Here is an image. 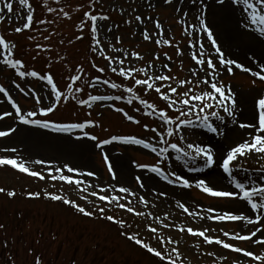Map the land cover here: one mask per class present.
Listing matches in <instances>:
<instances>
[{"label":"rangeland","instance_id":"1","mask_svg":"<svg viewBox=\"0 0 264 264\" xmlns=\"http://www.w3.org/2000/svg\"><path fill=\"white\" fill-rule=\"evenodd\" d=\"M7 2L13 3L14 11L11 14L6 10L0 13V35L4 36L10 44L17 45L13 51L14 58L21 59L28 71L35 70L44 76L52 75L58 89L65 96L68 94L65 93L67 85L71 83L70 76L76 75L75 70L79 67L84 69L81 80L74 85V88L84 89L78 94L79 99H87L90 95H115V92L121 95L122 89L131 84V81L112 73L107 66L108 61L93 50L94 41L91 39L90 28L86 26L84 32L79 31L78 25L84 13L93 9L95 14H104L110 18L107 22H100L103 27L97 36L106 55L120 57V53L110 51L112 47H117L129 53L137 52L144 57L143 61H138L129 56L125 61V68L147 67L151 63L155 64L156 69H160L162 63H167L172 71L168 72L165 69V74L182 80L192 78L190 70L195 66V62L191 59V54L198 50V44L194 48L190 46L197 40H203L209 54H214V49L207 42L206 34L201 36L192 27V25L199 27L198 17L201 15L202 7L199 0L196 4H193L191 0H173L172 6L165 4L163 0H96L94 5L92 0H59V2L29 0L34 10L32 12L34 27L19 34L14 30L26 22L23 17L29 10L22 8L19 0H7ZM213 3L218 4L217 0H204L207 7ZM2 6L0 4V7ZM48 8L57 11L49 12ZM60 8H63L64 12L72 18L67 19L59 11ZM237 10L238 14H234L235 25H238L236 21L242 20L241 12L238 8ZM207 11L208 8L203 15L212 29L213 21H210ZM185 13L188 15L181 23ZM136 15L141 16V21L135 20ZM42 19L49 23L40 24L39 21ZM219 20L217 19L216 22ZM129 21L131 23H128ZM157 22L162 26L160 29L156 28ZM216 22H214L215 28L218 25ZM109 27L112 29L111 32H108ZM212 30L227 58L241 63L252 71L260 70V65H263V61H259L260 57L254 56L255 53L249 57L247 50L226 45L224 34ZM145 31L149 33L151 40L143 39L142 33ZM77 36H84V39L78 40ZM162 38L170 40L172 46L158 45L155 42ZM261 43L264 45V42ZM177 46L184 53L183 56L177 55ZM165 54L170 56L171 60H168ZM157 56L159 60L156 59ZM2 58L3 56H0V59ZM214 62L218 63V61ZM93 63L97 67L105 68V71L97 72L96 67L92 66ZM94 75H101L110 82L121 84V89H111L100 83H97L95 88L91 87L85 81H94L95 79L91 80L95 77ZM140 78H143L142 74ZM221 79L237 94L239 121H251L255 101L264 96V82L234 66L233 74L224 72ZM17 84L20 85L19 88L16 87ZM0 86L5 88L12 101L21 108L22 113L36 111L40 115L41 109H46L49 104L48 94L51 86L47 85L45 80L27 76L22 79L14 70L3 65H0ZM138 91L142 93L143 89ZM38 96L42 98L40 103L36 100ZM145 98L163 107L156 93L152 92ZM112 105L123 108L135 119H140L150 126H156L152 118L144 117L143 113L137 112L133 106L126 108L122 101L98 102L89 108L69 99L68 103L62 100L60 108H57L51 116L36 117V119L57 123L92 122V126L84 129V132L95 135L98 139L97 141L88 140L84 132L79 130L71 134L53 133L50 130L19 124L12 104L6 102L0 93V116H3V119H0V131L10 133L6 137H0V159H16L24 162L31 171L44 176V179H40L21 173L11 166H0V189H3L0 192V264H35L37 258L40 259L41 264H164L127 236L141 239L166 256L170 254L175 264H257L250 258L224 249L220 245H208L202 238L193 237L186 231H179L180 228L188 227L195 231H207L208 235L214 239H221L257 255H264L262 245L253 244L251 241L241 242L230 239V236L237 232L250 235L260 226L246 225L243 221H219L215 218L217 213L245 214L255 218L256 214L250 212L245 202L239 199L212 198L195 187L182 189L160 180L146 169L137 167V165H153L158 162L159 158L148 150L137 146L121 145L116 141L105 145L103 149L95 146L105 139L129 136L145 139L146 142H151L157 147L161 146L156 143L158 137H154L153 133L145 131L140 125H133V122L127 120L122 113L114 111ZM246 107L250 108L252 115L243 114ZM6 112L11 115H5ZM213 123L214 126H219L226 132L227 138L210 139L212 134H207L186 135V139L202 145L219 144L223 148L230 149L237 142L247 138L245 133L248 130L234 126L230 118H225V124L215 121ZM13 128L16 129L15 132L11 131ZM22 132L39 141L35 146L30 144L31 150L22 145L19 138ZM48 134L65 137V139ZM77 135L82 138L77 140ZM177 139L178 137H173L170 142H176ZM75 142L81 144L78 145ZM62 143L65 145L64 148L59 146ZM68 147H73L72 152L78 151L79 154L74 158L69 157L68 152L63 154L65 151L61 149L69 150ZM105 155L113 166L116 180L112 179L108 171V165L104 160ZM37 160L42 163H35ZM169 163L178 174L182 172L184 177L193 184L197 177H202L206 178V182L214 190H232L227 174H224L222 169L214 167V169H206L203 173H190L175 161V153L171 154L169 161L161 165L166 172ZM197 165L203 166V162L198 161ZM66 166L72 167L75 171L68 173ZM234 166L243 170L236 174L237 179L248 183L245 177H251L256 183L264 184V159L260 156L254 154L241 157ZM118 167L121 169L119 170ZM86 172H91L93 175H80ZM209 172H213L216 178L210 179ZM62 173L73 180L80 179L82 183L69 185L59 179ZM137 177L140 178L139 181ZM149 178L152 180H147ZM141 183L144 185L143 188L140 187ZM122 186L129 188L135 195L119 193L117 189ZM101 188L108 189V192H101ZM9 192H14L15 196H9ZM105 194L123 197L120 202L126 205L128 201H131L130 206L142 215L136 216L118 205L99 201L98 196ZM52 195H60L63 199L84 207L86 211L92 213V216H84L62 201L51 200ZM141 196L148 201L147 206L140 201ZM180 204L187 207L189 212H184L179 207ZM100 208H104L105 211L101 213ZM208 209H214L215 212L209 213ZM189 213H196V216ZM93 215L96 218H93ZM209 215H212L213 219H208ZM106 216H113L120 224H125L124 227L105 219ZM201 216L204 219H201ZM165 217H167L166 220ZM150 226L157 228L156 234L148 230ZM261 226H264V221ZM225 231L229 233L228 236L224 235ZM257 236L264 239V232H257ZM169 238L174 243H166L165 241ZM101 250L104 255L101 254ZM98 254L100 260L94 262L93 259Z\"/></svg>","mask_w":264,"mask_h":264},{"label":"snow or ice","instance_id":"2","mask_svg":"<svg viewBox=\"0 0 264 264\" xmlns=\"http://www.w3.org/2000/svg\"><path fill=\"white\" fill-rule=\"evenodd\" d=\"M59 2V0H57ZM163 2L169 6L173 5V0H163ZM193 4L197 3V0H191ZM201 4V15L198 17L199 27L192 25L194 31L198 32L203 36L206 34L207 42L210 47L214 49V54H209L208 49L205 46L203 40H197L195 44L190 47H196L198 44V50L192 52L191 59L195 62V66L190 70V76L192 78L178 79L165 74L164 70L171 72L172 69L167 63H162L160 69H156L155 64H148L147 67H129L125 68V61L128 60L129 56L133 60L143 61L144 57L137 52L129 53L121 48L112 47L111 52L120 53V57H114L106 55L104 48L101 46V41L97 38L103 25L100 22H107L110 18L104 14H95V9L87 11L81 18V23L78 25L79 31L84 32L85 27L90 28L91 39L94 41L93 50L98 52V54L108 61V67L112 73L123 78L124 80L131 81V84L122 89L121 95H90L87 99H79L78 94L84 91L81 87H75L78 81L81 80L84 69L82 67L77 68L76 75L70 76L71 83L67 85L68 94H65L58 89L57 84L54 82L52 75H41L37 71H28L26 65L21 59L14 58L13 51L17 47L15 43L10 44L6 41L5 37L0 35V65L15 71L16 75L20 78L32 77L38 80H45L46 84L51 86L49 92V104L46 109H41L40 115L43 117L49 116L57 110L60 103H68L69 99L75 100L77 104L81 106H87L91 108L94 104L103 101H121L129 106H133L137 112H142L143 116L146 118H152V122L156 126H150L148 123L142 122L140 119H135L133 115L124 111L121 107H116L112 105L113 110L122 113L124 117L142 126L145 131H149L154 134V137H158L156 143L161 145L160 147L154 146L151 142H146L145 139L136 138L134 136L129 137H112L111 139H105L102 142H98L95 146L103 149L105 145L113 144L114 141L121 145L137 146L139 148L148 150L158 157V162L153 165H137L139 168H144L147 172L154 174L159 177L160 180L165 181L170 185H175L182 189H189L195 187L201 192L212 198L219 199H239L249 206V210L255 213V218L245 214H230L217 213L216 219L219 221H243L246 225H258L255 231H252L250 235H242L237 232L230 236L233 241H251L253 244H259L264 246V239L257 236V232H264V226L262 221H264V184H258L251 177H245L249 182L245 183L240 179H237V173L243 171L234 166L235 162H238L241 157H249L251 155H258L261 159H264V96L259 97L255 101L253 118L248 122H241L237 117V107L238 99L237 94L231 89L230 86L225 85L221 79L224 72L229 75L233 74V66L242 72L250 73L253 77H256L260 81L264 82V65H260V70L252 71L250 68L245 67L237 61L227 58L226 54L221 50V46L217 42L214 35V31L207 24L206 19L203 15L207 5L204 4V0H199ZM96 0H92L94 5ZM217 3L222 7L225 6L226 0H217ZM229 6H236L243 17V21L240 25L242 29L245 30L246 34L250 35L253 39L260 42H264V0H227ZM0 13L5 10L7 13L11 14L14 11V5L7 0H0ZM19 4L22 8H27L29 11L23 17L26 22L15 28V33L19 34L25 30H30L34 27V15L32 14L33 6L29 0H19ZM91 7V5H89ZM49 12H55L56 9L48 8ZM59 11L64 14L67 19L72 17L68 13L64 12L63 8ZM180 11V9H177ZM187 13L181 18V23L184 22V18L187 17ZM151 19V18H149ZM135 20L141 21V16L136 15ZM40 24H47L49 21L40 20ZM128 23H131L129 21ZM162 26L159 22L156 23V28L160 29ZM112 29L109 27L108 32ZM143 39L145 41L151 40V36L147 31L142 33ZM190 35V34H189ZM163 37V34L161 33ZM78 40L84 39V36H77ZM159 44H167L172 46L170 40L162 38L155 41ZM119 43V39H117ZM177 55L183 56L184 53L179 50L177 46ZM168 60H171L170 56L165 54ZM159 60V56L156 57ZM214 61H218L214 62ZM96 67L97 72H104L105 68L97 67L95 63L92 65ZM159 73V74H157ZM142 74L143 78H140ZM90 84L91 87L95 88L97 83L105 84L111 89L119 90L121 89V84L110 82L108 79L101 80L99 76L96 77L94 81H85ZM255 83V81L253 82ZM17 88L20 87L19 84L16 85ZM143 89L140 93L138 90ZM183 89V91H181ZM23 91V89H21ZM156 93L159 100L162 102L163 107H159L154 102H149L147 97L150 93ZM0 93H3L5 97L8 98L9 103L15 109V116L18 118V123L21 125H29L37 129L50 130L54 133H67L71 134L76 130L84 132V129L92 126V122L87 123H57L50 122L47 120L36 119V111H28L22 113L21 108L17 106L16 103L12 101V98L8 95V92L4 87L0 86ZM127 94L125 97L123 94ZM54 97V100H53ZM37 103L42 102L41 97L36 98ZM134 102H136L134 104ZM223 113V115L221 114ZM5 115H11V113H5ZM230 118L234 126H238L240 129L248 130L246 131V139L242 142H237L230 149L223 148L219 144H201L196 142H191L186 139V135L191 136H201L212 134L210 139L215 137L227 138L225 131L219 128V126H214L213 121L219 122V124H225V118ZM3 119V116H0ZM157 121L159 123H157ZM183 130V131H182ZM202 130V131H196ZM15 132L16 129H11ZM10 135L8 131H0V137H6ZM84 136L88 140L97 141L95 135H89L84 132ZM173 137H178L176 142H170ZM82 137L77 135L76 139L80 140ZM218 149V150H217ZM15 151V149H13ZM172 153H175V161L186 168L190 173H203L206 169L219 168L222 169L224 174H227L229 182L232 185V190H214L213 187L206 182V178L197 177L195 183L190 182L188 178L178 172L173 168L172 164L167 165L168 171L166 172L161 165L169 161ZM219 159V163H218ZM105 163L108 165V171L112 175V179L116 180L117 176L113 170V166L109 163V158L107 155L104 156ZM202 161L203 166H198L197 162ZM37 164H41L42 161H35ZM191 165V166H190ZM0 166H11L17 169L21 173H26L29 176L39 177L44 179V176L36 171H31L24 162H19L16 159H0ZM66 171L68 173H73L75 170L72 167L66 166ZM209 172V175H212ZM82 176H91L93 173L86 172L80 173ZM59 179L65 181L69 185H80L82 181L80 179L73 180L63 173L59 176ZM139 181L140 178L137 177ZM143 188V183L140 184ZM3 189H0L2 192ZM101 192L107 193L108 189L101 188ZM119 193H125L130 195H135V193L130 192L127 187H119L117 189ZM95 195V193H93ZM9 196H15L14 192H9ZM163 195V193H161ZM123 197L119 196H108L99 195V201L107 202L109 204L118 205L121 209L129 213H133L136 216L142 215V213L136 211L131 207V201L128 204L121 203ZM50 199L53 201H62L65 204L70 205L75 208L79 213L84 216H92V213L86 211L84 207L73 203L70 200L63 199L60 195H52ZM140 201L147 206L148 201L143 197H139ZM184 212L188 213L189 210L183 204L179 205ZM101 213L105 211L104 208L99 209ZM209 213L215 212L214 209H208ZM189 215L196 216V213H189ZM105 219L117 223L120 227H124L119 221L115 220L113 216H106ZM204 219L203 216L200 217ZM167 217H165V220ZM208 219H213L212 215L208 216ZM167 226V225H166ZM153 234L157 233L156 227H149L148 229ZM179 231H186L189 235L193 237L202 238L203 241L208 245H220L224 249L230 250L234 253L240 254L243 257L250 258L251 261L257 262V264H264V255H257L254 252L246 249H242L239 246L229 244L221 239H214L208 235L207 231H195L191 227L187 229L180 228ZM225 236L229 233L225 231ZM255 237V239H253ZM128 239L134 240V242L140 247L144 248L148 253L158 258L164 264H175V260L171 258V255H164L160 250H157L150 245L144 243L141 239L135 236H127ZM166 243H174V241L169 238L165 241ZM179 253L177 251V257ZM35 264H41L39 258L36 259Z\"/></svg>","mask_w":264,"mask_h":264},{"label":"bare ground","instance_id":"3","mask_svg":"<svg viewBox=\"0 0 264 264\" xmlns=\"http://www.w3.org/2000/svg\"><path fill=\"white\" fill-rule=\"evenodd\" d=\"M207 8H208L207 15L209 16L210 21L211 20L213 21L212 29L217 30L216 32H218L219 34H224V42L226 43V45H229L230 47L233 46V47H238V48L247 50L246 52L249 55V57L252 56V53H255L254 56H256L257 58L260 57L259 61H263V65H264V45L260 41L255 40L250 35L246 34L245 30L240 27L243 21V17H241L242 20H240V22L239 21L235 22L238 25L234 24V21H235L234 14L239 12L237 8H235V6H229L227 3V0H226L225 6L223 7L219 4L213 3L209 5ZM217 19H220L219 22H216ZM214 22L218 23L216 28L214 27ZM243 114H247L248 116V114L252 115V112L249 107H246L243 111ZM251 120H252V117H251ZM48 135L52 137L60 138V139H65V137L63 138L61 136H56L52 134H48ZM19 138H20L21 143H23L22 145L25 146L26 148H29L30 150H31L30 144H34L35 146L39 142L34 137L32 138L28 134L26 135L25 132H22ZM75 143L78 145L81 144L80 142H75ZM72 145H75V144H72ZM59 146L64 148L65 145L62 143V144H59ZM68 148L70 151L67 149H61V148L60 149L66 152V153L63 152V154H67L68 152L69 157H72V158H74L77 154H79L78 151L77 153L72 152L73 147H68ZM118 169L120 170L121 167H118ZM209 178L214 179L216 178V176H213L212 174V175H209ZM147 180L150 181L152 179L149 178Z\"/></svg>","mask_w":264,"mask_h":264},{"label":"trees","instance_id":"4","mask_svg":"<svg viewBox=\"0 0 264 264\" xmlns=\"http://www.w3.org/2000/svg\"><path fill=\"white\" fill-rule=\"evenodd\" d=\"M103 250H101L100 252H101V254L102 255H104V252H102ZM98 253V252H97ZM98 256H99V254L93 259V261L94 262H97L98 260H100V259H98ZM112 262V261H111ZM72 264H77V263H72ZM79 264H86V263H79ZM95 264H97V263H95Z\"/></svg>","mask_w":264,"mask_h":264}]
</instances>
